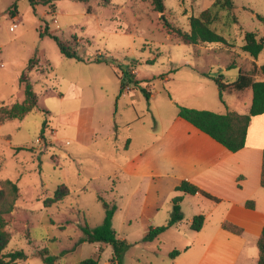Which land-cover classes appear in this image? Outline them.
<instances>
[{
	"label": "rangeland",
	"instance_id": "1",
	"mask_svg": "<svg viewBox=\"0 0 264 264\" xmlns=\"http://www.w3.org/2000/svg\"><path fill=\"white\" fill-rule=\"evenodd\" d=\"M109 1L105 4L91 0L86 4L79 0H53L48 7L34 9L28 0H0V108L24 101V84L20 80L23 74L33 85L41 108L33 110L23 120L9 121L0 127V190L7 180L17 183L20 189L16 209L5 216V231L10 236L5 253L23 251L27 256L17 264H46L38 255L44 250L55 258L54 264H80L95 254L100 255L99 264H111L112 247L81 242L85 237L83 227L94 229L104 222L101 198L117 206L113 227L118 237L130 246L121 264H173L175 259L178 264L188 263L190 259L185 253L174 259L169 256L174 251L183 252L186 244L195 239L196 233L190 231L187 220L183 226L189 237L166 233L153 242L144 243L143 238L151 227L164 225L165 207L155 218L151 214L153 210L142 213L137 206L128 207L137 184L123 177L120 180L112 177L116 166L109 160L121 163L126 156L135 154L141 148L138 143L142 141L137 143L139 133L152 131L158 119L168 121L172 111L173 115L178 113L177 104H186L192 109L207 107L218 113H228L237 107L244 112L238 93H225L222 103L215 83L203 74L228 79L239 72L250 73L255 62L258 66L264 65V52L255 60L242 51L247 32H256L258 38L264 40V0H233L238 23H231L226 13L220 12L219 20L212 26L229 45L197 46L185 45L174 32L189 33L190 18L198 17L216 0H164L162 14L156 12L148 0ZM47 25L52 35L76 49L85 62L93 64L65 58L51 36L41 37ZM100 57L111 64H94ZM32 59L33 69L28 71ZM115 67L145 81L146 91L155 85L159 90L158 101L153 104L138 89L142 99L136 109L142 123L133 127L135 140L128 154L123 152L127 147L123 145L117 153L115 147L119 141H114H122L127 134L124 123L135 115L134 107L126 106L123 98L117 114L120 131L111 135L108 130L116 108L113 93L121 87ZM93 72L100 75L94 77ZM163 76L171 79L176 76V81L164 87L160 84ZM76 81L83 82L89 91L101 89L104 95V102L93 99L100 114L95 120L99 139L90 149H81L75 144L62 147L59 143L54 147L49 143L52 131L60 130V116L75 105L69 98L63 104L60 97L67 95L68 86ZM210 87L215 92L213 95ZM204 95L206 104L202 105L199 101ZM248 101L246 93L242 103ZM96 150L108 159L98 157ZM69 151L76 157L72 159ZM60 185L68 187L70 196L47 208L44 201L53 197ZM151 190L149 200L153 196L157 198L155 189ZM160 201L168 200L163 197ZM258 259L257 256L247 262L258 264Z\"/></svg>",
	"mask_w": 264,
	"mask_h": 264
},
{
	"label": "crops",
	"instance_id": "2",
	"mask_svg": "<svg viewBox=\"0 0 264 264\" xmlns=\"http://www.w3.org/2000/svg\"><path fill=\"white\" fill-rule=\"evenodd\" d=\"M41 64L42 62L39 60L38 66L41 67ZM84 64L89 65L93 62ZM114 70L122 81V72L116 67ZM134 73L137 75L136 71ZM91 75L98 77L100 73L93 72ZM237 76L228 79L223 76L219 78L223 84L228 85L235 82ZM175 77L172 79L160 77V84L164 87L171 82L174 84ZM203 77L215 83L213 80L215 77L206 73L203 74ZM136 78L138 79L137 76ZM82 84L83 82L80 81L71 83L68 86L67 95L60 97L63 104L68 102L67 98H69V102H74L75 105L60 116V130L52 131L54 134L52 133L49 143L54 147H58L56 144L59 143L62 147L75 144L81 149H90L92 144L99 139L100 131L95 120L100 118V114L93 105V99L97 98L99 102H104V95L101 89L89 91L88 87ZM215 87L219 90L216 83ZM156 88L157 85L147 89V100H151L153 104L158 101L159 97V90ZM138 91L137 88H131V85L122 88L121 84L119 91L116 90L113 93L116 108L115 114L113 113L109 120L108 130L111 135L118 133L121 128L117 114H119L122 98L125 105L134 107L135 111L134 117L124 123L126 136L122 141L114 140L115 142L119 141L115 147L117 153L121 152L120 146L122 145L127 146L123 152L129 153L135 140L132 133L133 127L142 123V117L136 109L137 104L141 105L138 101L142 99ZM210 92L212 95L215 93L212 87H210ZM225 93H238V101H240L241 107L245 108L244 112L238 111L237 107L229 112L240 115L249 114L253 102L252 89ZM246 93L249 94V101L243 102V104L242 101L245 100ZM205 99L204 95L199 103L206 104ZM183 105L177 104V106H187L186 108H188V105ZM195 109L210 110L207 107ZM218 114L227 113L219 112ZM151 130L139 133L137 143L139 140L142 141L138 143L141 144V148L135 154L126 156L121 163L116 159L109 160L116 166V171L113 175L111 174L112 177L114 176L118 180L123 177L125 181H134L137 184L129 197L128 207L137 206L142 210L138 212L142 213H150L149 209L153 210L151 214L155 218L160 215L164 206L165 214L162 213V220L165 223L162 226H166L172 212V199L179 195L175 189L182 182H188L217 201L208 199L201 193L195 196L184 195L181 206L184 221L187 220L190 231H192L190 226L195 216L201 215L205 218L202 230L195 232V239L190 241L192 243L188 242L185 249H182L181 253L188 255V259H190L186 264H250L247 260L257 256L259 258L257 243L264 228V188L262 187L264 114L252 118L245 148L237 153L228 151L211 137L179 118L178 113L173 115V111L170 113L168 121L158 119L156 127ZM116 137L118 138V135ZM95 153L102 159H108L100 150H96ZM68 154L72 159L76 157L73 151H69ZM151 189H155L153 192H156L157 198L153 196L149 200L148 195L152 191ZM111 190L114 192V189ZM163 197L168 201L162 203L160 199ZM133 201L136 202V205L133 204ZM248 201L254 202L255 209L246 207ZM183 222L171 227L162 235L172 233L189 237V232L185 230L186 226H183ZM225 223L242 229L243 234L236 235L223 229ZM157 227L161 226L151 228ZM173 264H178L176 259Z\"/></svg>",
	"mask_w": 264,
	"mask_h": 264
},
{
	"label": "trees",
	"instance_id": "3",
	"mask_svg": "<svg viewBox=\"0 0 264 264\" xmlns=\"http://www.w3.org/2000/svg\"><path fill=\"white\" fill-rule=\"evenodd\" d=\"M86 4L91 0H79ZM105 4H109V0H100ZM151 2L154 10L160 14L165 12L164 0H148ZM30 5L36 9L38 6L48 7L52 5L53 0H28ZM88 12L91 13L90 8ZM220 12H225L231 23H238V19L235 16V5L233 0H216L211 8L204 10L198 17L190 18V32H182L176 30L174 32L181 38L183 43L188 46H197L206 43H222L229 45L227 40L219 35L212 26L219 20ZM262 19L260 16H257ZM169 25H167L168 27ZM173 31V30H172ZM171 34V33H169ZM51 36L57 43L61 54L70 60H76L78 62H85V58L81 57L78 51L72 48L67 42H64L59 37L52 35L49 32L48 25L41 37ZM172 35V34H171ZM244 46L242 51L248 54L255 60L258 59L260 54L264 52V40L258 38L256 32H247L244 36ZM33 59L30 60L27 70L33 69ZM94 63L97 64H111L109 60L100 57L97 58ZM122 88L125 86H133L140 89L145 95L147 91L143 88L145 81L138 80L131 73L122 72ZM264 77V65H253L250 73L239 72L235 82L225 85L221 82V78H213L218 85L220 91V100L224 103L223 94L227 91L243 92L246 89H252L253 102L248 115H240L235 112H229L227 114H218L211 111H202L196 109H189L186 107L178 106V117L187 121L195 128L211 137L217 143L221 144L228 151L237 153L245 148L246 138L248 134V128L253 117L264 114V80H258V77ZM21 83L24 84V101L22 103H16L11 107L0 108V127L9 121L23 120L33 110H41L39 105L38 95L35 93L33 85L28 80L26 74L21 77ZM49 114L50 112H46ZM44 132H42V136ZM262 187L264 188V164L262 171ZM178 196L172 199V212L170 220L166 226L157 228H150L145 237L144 243H150L158 239L163 233H165L171 227L184 221V214L182 211V202L184 195L195 196L202 194L206 198L217 201L212 196L201 192L200 189L188 182H182L176 187ZM70 196V190L65 185H60L56 189L54 196L47 198L44 204L47 208L53 207ZM20 198V189L17 183L7 180L3 183V187L0 190V264H17L18 261L25 260L27 256L23 251H16L6 254L5 251L10 243V236L5 231L6 220L5 216L10 215L16 209V203ZM103 207L105 209V219L100 227L91 229L89 226L83 227L84 238L82 243L90 244H102L110 246L113 249V257L111 264H121L125 253L129 249V244L126 240H122L118 237L116 230L113 227V218L117 211L116 205H111L103 198ZM246 207L249 209H255L253 201H248ZM205 218L204 216H195L190 226L194 232H200L203 228ZM223 229L234 233L236 235H242L243 230L229 223L223 225ZM257 247L259 250L258 264H264V228L262 234L258 240ZM181 254L179 251L172 252L169 256L174 259ZM40 257L44 259L46 264H54L55 258L49 256V253L44 250L38 253ZM100 255L95 254L89 259L82 261L80 264H99Z\"/></svg>",
	"mask_w": 264,
	"mask_h": 264
},
{
	"label": "built area",
	"instance_id": "4",
	"mask_svg": "<svg viewBox=\"0 0 264 264\" xmlns=\"http://www.w3.org/2000/svg\"><path fill=\"white\" fill-rule=\"evenodd\" d=\"M11 29L14 30L15 29V26H12Z\"/></svg>",
	"mask_w": 264,
	"mask_h": 264
}]
</instances>
